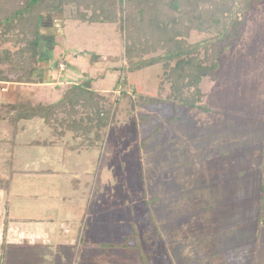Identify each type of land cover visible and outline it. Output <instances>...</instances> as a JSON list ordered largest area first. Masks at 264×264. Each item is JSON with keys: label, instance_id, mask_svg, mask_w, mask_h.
Instances as JSON below:
<instances>
[{"label": "rangeland", "instance_id": "obj_1", "mask_svg": "<svg viewBox=\"0 0 264 264\" xmlns=\"http://www.w3.org/2000/svg\"><path fill=\"white\" fill-rule=\"evenodd\" d=\"M71 13L68 8L64 14L42 16L35 85L0 82V103H51L68 85L86 79L93 80L108 105L119 99L99 148L67 153L65 161L67 169H79L85 179L80 186L87 192L76 201L91 209L87 229L100 221L116 222L117 229L107 231L105 240L114 243L130 233L132 224L139 236L154 234L152 244L144 246L151 264H264L255 243L260 234L259 247L264 248V227L260 229L256 216L259 197L264 199V0L246 16L229 55L218 60V72L201 81V104L210 112L165 104L139 106L141 95L168 92L162 65L130 73L118 26L66 18ZM202 37L193 32L188 40ZM0 49L16 47L6 43ZM7 75L14 78L8 70ZM117 82L121 85L116 88ZM154 126L159 131L143 147ZM28 132L30 138L51 139L42 124ZM23 137L24 133L15 140ZM5 138L9 141L0 144V177L11 167L9 156L23 152L36 157L46 151L13 149L11 129L0 123V139ZM64 141L67 147L78 143L71 134ZM2 206L0 201V211ZM259 214L264 215V200ZM152 220L164 222L158 226L161 238ZM117 249L95 251L104 262L136 264L132 251ZM65 254L64 264L70 259L85 264L94 258L92 253L72 258V250ZM41 256L33 248L8 249L0 253V264H42Z\"/></svg>", "mask_w": 264, "mask_h": 264}, {"label": "trees", "instance_id": "obj_2", "mask_svg": "<svg viewBox=\"0 0 264 264\" xmlns=\"http://www.w3.org/2000/svg\"><path fill=\"white\" fill-rule=\"evenodd\" d=\"M262 1L0 0V47L6 43L16 47L15 51L0 49V82L35 83L42 16L64 14L71 8L72 13L66 18L86 24L118 26L123 36V59L130 73L162 65V82L168 84V92L164 96L141 95L137 97L139 106L165 104L210 112V108L201 104V81L218 72V60L229 55L233 41L243 31L246 16ZM193 32L203 37L189 42ZM7 70L14 74L13 79H8ZM120 85L117 82L115 87ZM94 86L92 79L70 84L56 101L46 104L20 100L0 104V119L11 126H16L20 121L38 119L49 130L52 139L71 134L78 143L68 145L69 150H96L101 136L113 122L119 99L113 101L115 104L108 105V100ZM163 86L161 83L160 90ZM153 128V132L141 143L143 147L152 142L155 132L159 131L156 126ZM39 143L33 141L31 145ZM155 149L159 150V146ZM10 184L9 179H0V189L8 190ZM260 188H263L262 185ZM262 205L261 196L256 214L260 226L264 225V215L259 214ZM163 223L153 222L157 238H161L158 226ZM153 236L147 231L143 232V237L139 236L136 225L132 224L131 232L120 243L96 245L135 249L140 254L142 264H151L149 259L152 257L147 255L148 248L144 250L142 243L147 246L152 244Z\"/></svg>", "mask_w": 264, "mask_h": 264}, {"label": "crops", "instance_id": "obj_3", "mask_svg": "<svg viewBox=\"0 0 264 264\" xmlns=\"http://www.w3.org/2000/svg\"><path fill=\"white\" fill-rule=\"evenodd\" d=\"M0 123L11 129L13 138L10 141H13V149H41L42 147L46 149L45 152H37L40 156L36 155V157L31 156L34 153H30V155L23 152H19L14 157L13 155L9 156L11 167L7 169L5 176L1 174L0 179H9L11 184L8 190L0 189V195L7 193V195H2L3 197L0 196L3 205L1 207L3 211H0V253L8 249L33 248L34 250H40L42 264H64L65 251L69 254V250L70 252L72 250V258L92 253L94 258L91 259L90 263L86 262L85 264H112L111 260L104 262L101 255L98 254L97 256L95 248L118 250L117 248H102L96 245L99 243H114L105 242V240L107 231L117 229L115 227L116 222L112 223L110 221L108 223L106 221L107 224L104 225L100 221L97 222L99 226L96 224V227L87 229L86 223H88L87 219L91 209L87 210V204L83 201H76L77 198L82 199V195L87 192H85V188L80 186L82 179L83 181L85 179L82 176L83 174L79 175V169H67L65 167V161L69 158L67 153L77 152L68 149L64 141L65 137L61 138L62 141L51 137L49 140L40 136L36 138V135H33L32 138L28 137L27 134L30 129H35V125L42 124L38 119L20 121L16 126H11L1 119ZM44 129L49 132L47 128L44 127ZM34 132H38V130L36 129ZM22 133H24V137L16 141L15 137ZM8 141L7 138L0 139V144ZM33 141H39L41 144L31 145ZM50 150H57L55 151L57 152L56 155L54 152V155H51L52 151ZM32 160L37 161L36 164H31L30 161ZM65 177L67 178L66 182H64ZM259 191H263V188H260ZM84 205L85 210H82L81 207ZM26 223H28L27 226L22 225ZM261 227H264V225H261L260 229ZM256 234L257 238L259 233ZM127 235L128 233L125 234V236ZM124 237L122 238L124 239ZM79 239L81 240L80 243L78 242ZM260 240L259 234L255 243L257 244L256 251L262 258L264 248L259 247ZM142 245L144 248L145 244L142 243ZM127 250L132 251L133 263L142 264L137 250L128 248ZM122 259L121 262H128L127 258L126 260ZM67 264L84 263L80 261L72 263L70 259Z\"/></svg>", "mask_w": 264, "mask_h": 264}]
</instances>
